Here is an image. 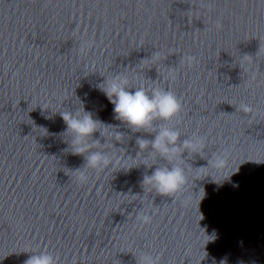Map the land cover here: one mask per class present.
<instances>
[{
  "label": "water",
  "instance_id": "water-1",
  "mask_svg": "<svg viewBox=\"0 0 264 264\" xmlns=\"http://www.w3.org/2000/svg\"><path fill=\"white\" fill-rule=\"evenodd\" d=\"M117 74L130 91H171L179 114L139 130L115 118L97 86ZM82 109L106 168L70 150L60 112ZM162 127L202 150L165 160L151 146ZM173 164L186 176L175 195L142 184ZM42 251L264 264V0H0V264Z\"/></svg>",
  "mask_w": 264,
  "mask_h": 264
},
{
  "label": "clouds",
  "instance_id": "clouds-1",
  "mask_svg": "<svg viewBox=\"0 0 264 264\" xmlns=\"http://www.w3.org/2000/svg\"><path fill=\"white\" fill-rule=\"evenodd\" d=\"M194 57L185 56L181 62L191 64ZM113 106L115 118L126 123L133 129H149L154 120L167 122L177 116L181 105L176 96L168 90L153 88L150 91L145 87H137L129 90L127 77L122 74L105 78L101 85L97 86ZM241 111H250L247 105L241 106ZM60 116L66 124V132L72 134L70 150L73 154L84 155L89 169H103L111 164L110 157L100 151H90L92 145L87 140L97 130L99 122L92 118L91 113L82 109V112L61 111ZM179 133L166 127H162L151 141L152 150L157 152L165 160L176 159L179 149H185L188 153L203 148L198 141L185 139L179 146L177 141ZM147 142L139 140L141 149ZM182 159V158H181ZM218 166L223 165L222 160L217 161ZM79 171V170H77ZM229 177V176H228ZM84 172L80 173L79 180L86 181ZM186 183L184 169L179 164L172 166L156 167L151 175L143 178L142 184L149 185L152 190L161 196H173L182 190ZM233 186H236L235 184ZM147 221L148 216L138 217ZM25 264H57L56 258L48 252L32 253ZM138 264H157L156 258L150 254L140 256ZM221 264H224L222 261Z\"/></svg>",
  "mask_w": 264,
  "mask_h": 264
}]
</instances>
